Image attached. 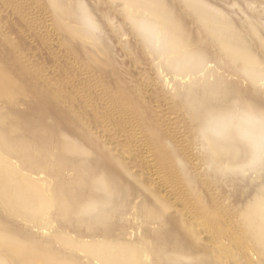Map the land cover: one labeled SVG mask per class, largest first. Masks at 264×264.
Returning <instances> with one entry per match:
<instances>
[{"label": "bare ground", "instance_id": "6f19581e", "mask_svg": "<svg viewBox=\"0 0 264 264\" xmlns=\"http://www.w3.org/2000/svg\"><path fill=\"white\" fill-rule=\"evenodd\" d=\"M3 1L0 264H264V31L210 0Z\"/></svg>", "mask_w": 264, "mask_h": 264}, {"label": "rangeland", "instance_id": "374dc122", "mask_svg": "<svg viewBox=\"0 0 264 264\" xmlns=\"http://www.w3.org/2000/svg\"><path fill=\"white\" fill-rule=\"evenodd\" d=\"M94 1H95L96 4H98L96 0H94ZM210 2H211L210 10L213 13H215V14H221L222 13V14H225L228 17H230L233 20L232 23H233V25L235 27H239L241 29L247 30V26H248L247 23H249L247 21L250 18V19H252L251 23L255 27H257L261 31L262 30L264 31V13L263 14L260 13L261 11H263L262 8H264V0H260L261 3L260 2H255L254 4H252L250 6L252 11L251 12L248 11L247 12L248 15L245 14L244 11H243V8H247L248 9L247 5L245 4V0H210ZM4 4H5V2L3 0H0V20H3V18H5V20H8V19H6L7 18V14H12V18L14 19V21L16 23L20 22L23 25V20L17 18L15 15H13V12H11V8L8 5H4ZM103 7L108 8V9H112L113 8L112 5L109 6V5H106V4H103ZM255 10H256V16L252 15V12L255 11ZM26 18H28V16ZM26 18H24V19H26ZM114 20L115 21L120 20V15L116 14L115 17H114ZM12 28H13V30L16 33V29H15L14 25H12ZM109 34H110V37H111L112 41H115L114 35H112L111 32ZM19 36H22V35H18L17 37H19ZM35 36H37V34H35ZM21 38H18V39L25 40L24 42L28 43V41H27L28 39L26 40V37L24 38V36H22ZM123 38H126V37H123ZM46 41L48 43V40H46ZM130 42L131 43H135L136 39L134 37H132ZM116 48H119L118 52L120 54V57L126 60L127 58L123 54V51H122L123 48L121 46H119L118 43H116ZM34 55L35 56L33 58H35V59H36V57H40V58L48 57V52L45 51V49H43L42 51L36 50ZM36 55H38V56H36ZM142 61L143 62L141 64H136V68H135L136 75H137V73L139 72L140 69L148 66V64L146 62H144V60H142ZM212 65H214V64H212ZM128 66H129V69L132 72H134L133 67L129 63H128ZM46 69H47V72H48V65H47ZM136 77L137 78H136L135 82H137L138 79H139L138 76H136ZM148 88H152L153 89L154 87L152 85H148ZM216 177H217V175L215 176V178ZM212 180H213V178H212ZM224 193H225V196L229 195L230 197H231V194H233V193H231V190H230L228 185L226 187H224ZM227 202H228V199L226 200V203ZM32 230L34 232H37L36 228H34Z\"/></svg>", "mask_w": 264, "mask_h": 264}, {"label": "water", "instance_id": "95a60500", "mask_svg": "<svg viewBox=\"0 0 264 264\" xmlns=\"http://www.w3.org/2000/svg\"><path fill=\"white\" fill-rule=\"evenodd\" d=\"M254 2H260V0H253Z\"/></svg>", "mask_w": 264, "mask_h": 264}]
</instances>
